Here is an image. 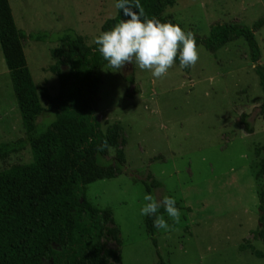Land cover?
<instances>
[{
	"label": "rangeland",
	"instance_id": "374dc122",
	"mask_svg": "<svg viewBox=\"0 0 264 264\" xmlns=\"http://www.w3.org/2000/svg\"><path fill=\"white\" fill-rule=\"evenodd\" d=\"M15 25L26 34L22 46L37 89L57 94L52 66L65 59V42L54 37L72 30L85 45L95 44L103 22L116 13L114 0H8ZM162 16L185 31L204 37L212 23L250 26L264 16V0H176ZM46 34L45 41L30 34ZM264 64V26L255 34ZM200 59L188 72L179 65L156 79L133 64L135 84L118 70L103 67L95 103L101 131L118 126L116 144L124 151L128 175L85 187L87 201L109 210L113 223L102 239L104 264H156L140 209L147 195L141 183L151 173L160 183L155 197L178 202L180 222L162 215L170 231L157 229L158 248L167 264H264V241L250 239L263 253L240 252L261 223L258 199L261 177L256 147L264 144V119L258 114L263 95L242 40L210 53L198 46ZM131 64L121 68L129 75ZM135 85L138 93H135ZM47 107V101L41 98ZM253 133H246L240 115ZM52 114L38 119L46 126ZM23 135L20 114L0 48V142ZM114 155L109 150L108 157ZM32 161L29 148L0 160V171ZM161 216V215H160ZM112 252L109 255L107 252Z\"/></svg>",
	"mask_w": 264,
	"mask_h": 264
},
{
	"label": "trees",
	"instance_id": "16d2710c",
	"mask_svg": "<svg viewBox=\"0 0 264 264\" xmlns=\"http://www.w3.org/2000/svg\"><path fill=\"white\" fill-rule=\"evenodd\" d=\"M114 1L116 4L117 0ZM175 1L140 0V3L147 18L179 24L162 16ZM128 18L116 9L114 17L101 25V33ZM263 26L264 16L250 26L215 22L207 36L195 34V37L198 46L213 54L234 41L245 43L263 95L258 114L264 119V64L260 62L261 50L255 37ZM28 37L36 41L49 38L43 33ZM25 38L26 34L15 25L9 1L0 0V48L23 129L21 137L0 142V160L26 148L32 157L28 164H13L0 171V264H104L102 239L107 226L113 223V216L111 211L96 209L87 201L85 187L129 173L124 151L116 144L118 126L102 132L92 101L101 83L100 70L109 67L108 62L100 55L98 45H85L82 37L72 30L54 37L57 42H65L67 51L65 59L51 68L58 81L57 94L51 96L46 88L37 89L33 82L21 41ZM175 64L179 65L178 58ZM116 70L125 82L135 84L133 64L129 75ZM135 93H138L136 85ZM41 98L47 101L46 108ZM44 112L52 114V119L40 127L38 119ZM247 116L242 113L239 121L248 134L253 133V128ZM105 143L108 147L101 151ZM109 148L114 149L112 157H108ZM254 155L259 158L258 174L262 179L258 199L261 227L239 244L238 250L262 258L263 253L249 240L264 241V144L255 148ZM141 183L154 199L164 198L155 197L161 183L151 173ZM176 207L179 209L178 202ZM164 214L165 210L160 208L155 216L144 218L156 264H167L160 254L157 228L153 226L156 216ZM107 253L112 255L110 251Z\"/></svg>",
	"mask_w": 264,
	"mask_h": 264
},
{
	"label": "clouds",
	"instance_id": "9594fccd",
	"mask_svg": "<svg viewBox=\"0 0 264 264\" xmlns=\"http://www.w3.org/2000/svg\"><path fill=\"white\" fill-rule=\"evenodd\" d=\"M115 8L122 10L123 15L129 18L121 19L94 41L110 68L121 69L131 63L142 71L151 72L154 78L162 79L168 75L177 58L181 70L196 66L200 55L192 31H185L179 24L147 18L140 0H117ZM106 147L108 145L105 143L100 150ZM144 200L146 203L140 209L141 215L155 216L163 208L175 224L180 222L181 213L174 198L165 196L162 200H156L147 194ZM153 226L165 231L171 230L162 215L156 216Z\"/></svg>",
	"mask_w": 264,
	"mask_h": 264
}]
</instances>
